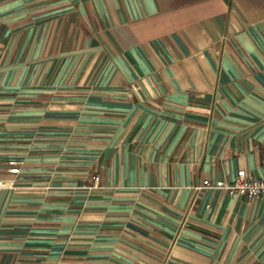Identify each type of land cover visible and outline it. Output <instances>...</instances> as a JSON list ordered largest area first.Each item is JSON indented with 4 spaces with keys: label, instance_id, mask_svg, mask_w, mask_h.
Here are the masks:
<instances>
[{
    "label": "crops",
    "instance_id": "1",
    "mask_svg": "<svg viewBox=\"0 0 264 264\" xmlns=\"http://www.w3.org/2000/svg\"><path fill=\"white\" fill-rule=\"evenodd\" d=\"M241 170L264 0H0V264H264Z\"/></svg>",
    "mask_w": 264,
    "mask_h": 264
},
{
    "label": "built area",
    "instance_id": "2",
    "mask_svg": "<svg viewBox=\"0 0 264 264\" xmlns=\"http://www.w3.org/2000/svg\"><path fill=\"white\" fill-rule=\"evenodd\" d=\"M95 180L99 181V177H96ZM7 185L6 182L0 180V188ZM207 186L223 189L234 197L264 198V178L249 177L244 170L238 172L237 178L232 183L219 182L216 185Z\"/></svg>",
    "mask_w": 264,
    "mask_h": 264
}]
</instances>
